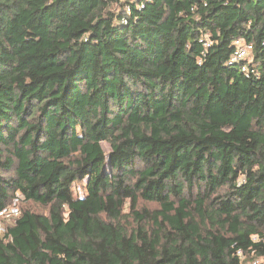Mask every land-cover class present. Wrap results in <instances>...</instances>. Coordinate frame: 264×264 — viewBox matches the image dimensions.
Returning <instances> with one entry per match:
<instances>
[{
    "label": "trees",
    "instance_id": "1",
    "mask_svg": "<svg viewBox=\"0 0 264 264\" xmlns=\"http://www.w3.org/2000/svg\"><path fill=\"white\" fill-rule=\"evenodd\" d=\"M18 192L48 212L0 264L264 258V0H0V212Z\"/></svg>",
    "mask_w": 264,
    "mask_h": 264
},
{
    "label": "rangeland",
    "instance_id": "2",
    "mask_svg": "<svg viewBox=\"0 0 264 264\" xmlns=\"http://www.w3.org/2000/svg\"><path fill=\"white\" fill-rule=\"evenodd\" d=\"M103 148L107 153V158L106 159V164L103 167V173L107 174L109 173V171H111V169L109 168V157H110V151H111V146L109 141H103L102 142ZM12 174H7V177H11ZM85 182L84 181L82 184L81 183H74L73 184V194L74 197H78V196H83L86 193V189H85ZM140 207H148V208H157V204L152 203V202H144V201H140L139 203ZM12 207H14L13 203L9 206V210L5 213V214H0V235L3 236L6 233L7 228L14 222V218L17 216L18 213H20L21 209L23 207H32L35 211H40V212H48V209H45L42 206H39L37 204H32V203H28L25 202L24 198H22L21 200L17 201V207H18V213L14 214L12 212ZM125 212L130 213L131 214V210H130V201H127V205L125 207ZM247 262H251L253 260H251V258H245L244 259ZM251 260V261H250ZM260 264H264V258H260Z\"/></svg>",
    "mask_w": 264,
    "mask_h": 264
},
{
    "label": "built area",
    "instance_id": "3",
    "mask_svg": "<svg viewBox=\"0 0 264 264\" xmlns=\"http://www.w3.org/2000/svg\"><path fill=\"white\" fill-rule=\"evenodd\" d=\"M235 44H236L235 50L230 56V60H229L230 64L231 63H236V62H239V61H242V60H250L252 58V50H253V45L252 44L246 43L243 39H237ZM242 70L243 71H248L246 63L242 66ZM22 198H23V195H21L19 192L16 193V196L13 199L14 207H12V212L14 214L18 213L17 201L21 200ZM8 210H9V207H7L3 211H1L0 214L3 215ZM19 215H20V213H18L16 217H18ZM238 254H239L241 259H243V260L245 259V254L243 253V251H239ZM250 263L251 264H260V260H259V258H256L253 261H251Z\"/></svg>",
    "mask_w": 264,
    "mask_h": 264
}]
</instances>
